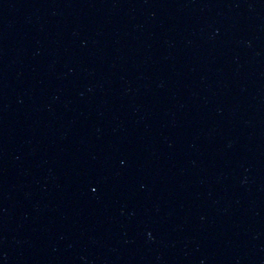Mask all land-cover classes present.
<instances>
[{"label":"water","instance_id":"obj_1","mask_svg":"<svg viewBox=\"0 0 264 264\" xmlns=\"http://www.w3.org/2000/svg\"><path fill=\"white\" fill-rule=\"evenodd\" d=\"M47 264H264V0H64Z\"/></svg>","mask_w":264,"mask_h":264}]
</instances>
